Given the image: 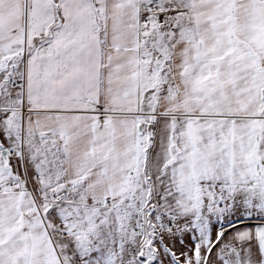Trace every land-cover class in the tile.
Instances as JSON below:
<instances>
[{
	"label": "snow or ice",
	"instance_id": "1",
	"mask_svg": "<svg viewBox=\"0 0 264 264\" xmlns=\"http://www.w3.org/2000/svg\"><path fill=\"white\" fill-rule=\"evenodd\" d=\"M0 264H264V0H0Z\"/></svg>",
	"mask_w": 264,
	"mask_h": 264
}]
</instances>
